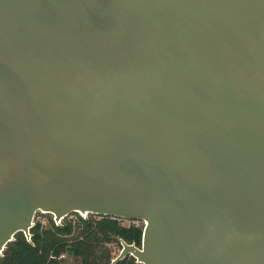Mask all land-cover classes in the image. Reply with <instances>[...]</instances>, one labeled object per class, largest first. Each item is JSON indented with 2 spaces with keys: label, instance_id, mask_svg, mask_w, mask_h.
Returning <instances> with one entry per match:
<instances>
[{
  "label": "water",
  "instance_id": "1",
  "mask_svg": "<svg viewBox=\"0 0 264 264\" xmlns=\"http://www.w3.org/2000/svg\"><path fill=\"white\" fill-rule=\"evenodd\" d=\"M39 211L264 264V0H0V257Z\"/></svg>",
  "mask_w": 264,
  "mask_h": 264
},
{
  "label": "trees",
  "instance_id": "2",
  "mask_svg": "<svg viewBox=\"0 0 264 264\" xmlns=\"http://www.w3.org/2000/svg\"><path fill=\"white\" fill-rule=\"evenodd\" d=\"M56 234H44L39 225L31 228L32 241H28L24 232H19L15 235V239L7 245L3 256L0 257V264H60L57 259H49L51 250L58 256L62 251H72L73 256L82 257L85 264L98 263V243L99 234L107 237L106 240L111 241L112 236H115V241L120 242V239L128 243H140L143 237V232L138 228H123L120 227L114 220H106L103 223L97 224L96 231L89 232L86 235L85 241H77L72 246H68L62 235L69 234L72 231L71 226L55 228ZM93 234V236H91ZM121 243V242H120ZM41 254H40V253ZM99 258L105 264H111V252L107 251L105 255ZM124 260V259H123ZM116 264H121L123 261Z\"/></svg>",
  "mask_w": 264,
  "mask_h": 264
},
{
  "label": "rangeland",
  "instance_id": "3",
  "mask_svg": "<svg viewBox=\"0 0 264 264\" xmlns=\"http://www.w3.org/2000/svg\"><path fill=\"white\" fill-rule=\"evenodd\" d=\"M106 220H114L117 222V224L120 227L123 228H138L141 229L142 232L145 228V222L143 221H132V220H126V219H120V218H113V217H107V216H95V215H89L87 218L82 217L79 213L74 212L70 215H68L64 221L63 225L57 226L54 221V215L46 212H38L37 216L35 218V225H39L41 227V231L44 234L50 235L56 234L55 228L58 227H64V226H71L72 231L69 234L62 235L61 238L64 239V242L68 246H72L77 241H85L86 235L89 232L96 231V226L99 223H103V221ZM93 236V234H91ZM99 241L98 243V263L99 264H105L101 258H99L101 255H105L107 251L111 252L112 260L115 259L122 250V244L120 242L115 241V236H112L111 241L106 240L107 237L103 234H99ZM142 239L141 242L136 243H130L135 244L138 247H142ZM53 250V249H52ZM51 250V254L49 259H57L60 261V264H85L83 262L82 257L73 256L70 254L67 250L62 251L58 256ZM40 253V252H39ZM41 254V253H40ZM55 256V257H52ZM112 263V262H111ZM121 264H142L139 262L134 256L128 255Z\"/></svg>",
  "mask_w": 264,
  "mask_h": 264
},
{
  "label": "built area",
  "instance_id": "4",
  "mask_svg": "<svg viewBox=\"0 0 264 264\" xmlns=\"http://www.w3.org/2000/svg\"><path fill=\"white\" fill-rule=\"evenodd\" d=\"M39 212H42V211H39ZM77 213H79L82 217H84V218H87L89 215H93V214H83V213H81V212H77ZM36 216H37V214H36ZM95 216H97V215H95ZM67 217V216H66ZM65 217V218H66ZM36 218V217H35ZM65 218H63L60 222H57V221H55V217H54V221H55V224L57 225V226H61V225H63V221H64V219ZM35 221V220H34ZM34 224H35V222H34ZM52 257H55V256H52Z\"/></svg>",
  "mask_w": 264,
  "mask_h": 264
}]
</instances>
